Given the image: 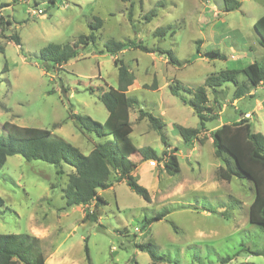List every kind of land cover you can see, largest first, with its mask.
Masks as SVG:
<instances>
[{"label":"rangeland","instance_id":"1","mask_svg":"<svg viewBox=\"0 0 264 264\" xmlns=\"http://www.w3.org/2000/svg\"><path fill=\"white\" fill-rule=\"evenodd\" d=\"M239 1L241 7L227 10L225 0H57L54 4L0 0V134L7 121L44 128L89 154L108 137L81 132L69 116L70 108L104 122L108 110L99 96L103 89L118 87L116 56L101 54L97 48L109 39L135 40L149 48L172 50L181 61H192L178 67L158 51L138 48L117 55L135 74L128 92L139 100L130 111L133 159H140L138 150L144 146L159 154L168 148L147 118L138 119L141 108L162 118L170 147L178 149L180 172H159L163 164L155 169L149 161L134 171L151 201L120 181L99 190L105 203L98 207L94 203L67 207L62 189L74 168L64 164L59 173L54 164L15 154L0 168V196L5 201L0 207V233L29 234L33 251L48 264H222L227 256L231 260L223 264H264L263 255L245 250L264 247V228L249 218L255 189L248 180L218 177L223 162L214 154L211 137L214 129L240 119H248L256 132L264 134V83L253 89L252 96L238 100L232 99L235 86L227 83L229 93L220 107L208 89L209 105L218 116L206 122L194 146L185 144L174 125L197 128L199 118L169 87L178 82L196 88L211 73L264 62V46L254 28L264 14V0ZM36 7L44 13H34ZM153 10L156 14L148 20L146 15ZM95 17L103 21L97 48L89 45L59 70L46 72L41 49L49 43L77 41L91 31ZM7 20L12 24L4 23ZM167 26L164 36L154 34ZM14 33L19 34L21 46L11 38ZM212 51L226 58L207 56ZM165 207L168 215L144 225V217ZM86 209L98 221L84 220ZM150 241L168 261L153 262L136 246Z\"/></svg>","mask_w":264,"mask_h":264},{"label":"trees","instance_id":"2","mask_svg":"<svg viewBox=\"0 0 264 264\" xmlns=\"http://www.w3.org/2000/svg\"><path fill=\"white\" fill-rule=\"evenodd\" d=\"M56 1L50 0V3L54 4ZM225 5L227 10L236 9L241 7L242 2L225 0ZM3 6H5L4 3L1 7ZM155 14L153 10L146 15V18L150 20ZM130 19H132L131 16ZM4 23L12 24V21L7 20ZM0 24H3L2 19ZM102 24V19L95 17V21L89 25L91 31L88 34H81L77 41L65 44L49 43L43 47L40 51V60L46 72L59 70L70 59L78 56L81 49L89 45L97 48L98 32ZM254 28L259 35L260 45L264 46V14L255 22ZM169 29V26L159 27L154 34L162 37ZM11 38L21 46L19 34L14 33ZM130 48H138L145 52L158 51L166 55L168 63L178 67L192 62L191 60L181 61L172 50L149 48L140 41L107 40L103 47L97 50L101 54L115 55L114 64L118 70V87L103 89L99 96L108 110V117L104 122H100L89 115L76 113L72 108H70L69 116L81 132L95 133L108 138L96 143L89 154H83L79 148L64 138L54 135L48 129L19 126L7 121L3 124L4 131L0 134V168L4 166L9 156L15 154H20L28 161L40 159L54 164L58 167L59 173H63L64 164L72 166L74 172L69 174L68 183L62 189L67 207L89 206L92 203L98 207L105 203L99 190L110 188L115 182L120 181H125L137 195L151 201L149 190L134 178L133 174L138 165L149 160L157 164L162 163L163 167L159 169V172L164 171L169 175L180 172L181 168L176 153L178 149L170 148L162 118L142 108L139 110L138 119L147 118L151 127L157 131L168 148L159 154L154 148L144 146L138 150L140 159L137 161L133 159L134 143L130 136L133 131L130 111L139 104V100L135 96L128 95V90L134 84L135 74L125 61L117 56ZM197 52H201L200 45ZM206 54L209 57L226 58L225 54L218 51ZM227 83L235 86L232 93L233 100L241 99L246 95L252 96L253 89L264 83V62L254 61L243 68L211 73L204 85L196 88L187 87L178 82L169 84L171 93L185 104H189L199 118L197 128L177 123L174 125L186 145L194 146L199 133L206 129V122L218 116L213 106L209 105L207 90H211L214 103L220 107L222 100L226 99L229 93ZM183 92L190 96H186ZM211 137L214 154L223 162L218 169V177L226 181L237 178L252 183L255 197L249 209L250 222L264 228V134L256 132L248 119H240L233 124H223L214 129ZM4 203V199L0 196V207ZM204 210L215 211L211 207H204ZM169 213V208L165 207L153 216L144 217L143 223L147 226L154 221L162 220ZM222 215L225 213L223 212ZM84 220L96 222L98 216L92 210L86 209ZM29 238L27 233H0V264H48L42 254H35ZM136 246L141 251L147 252L153 262L168 261L166 254L154 242ZM85 249L87 258L90 259L88 246ZM245 250L251 254L264 256V247ZM230 260L231 257H224L222 264Z\"/></svg>","mask_w":264,"mask_h":264},{"label":"built area","instance_id":"3","mask_svg":"<svg viewBox=\"0 0 264 264\" xmlns=\"http://www.w3.org/2000/svg\"><path fill=\"white\" fill-rule=\"evenodd\" d=\"M36 5H37V3H36ZM44 11H45L44 9L38 8V7L33 9V12L36 13V14H43Z\"/></svg>","mask_w":264,"mask_h":264},{"label":"crops","instance_id":"4","mask_svg":"<svg viewBox=\"0 0 264 264\" xmlns=\"http://www.w3.org/2000/svg\"><path fill=\"white\" fill-rule=\"evenodd\" d=\"M166 60V59H165ZM167 61V60H166ZM131 87L129 88L128 92L130 91ZM253 93V92H252ZM162 115H164V112H161ZM172 148V147H170ZM147 162V161H146ZM149 163L152 164V166L156 169V162L155 161H152V160H149Z\"/></svg>","mask_w":264,"mask_h":264}]
</instances>
